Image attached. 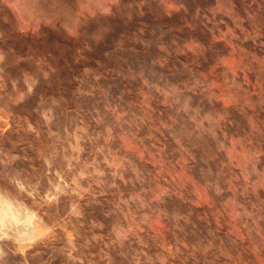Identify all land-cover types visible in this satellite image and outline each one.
<instances>
[{
    "label": "rangeland",
    "instance_id": "rangeland-1",
    "mask_svg": "<svg viewBox=\"0 0 264 264\" xmlns=\"http://www.w3.org/2000/svg\"><path fill=\"white\" fill-rule=\"evenodd\" d=\"M0 264H264V0H0Z\"/></svg>",
    "mask_w": 264,
    "mask_h": 264
}]
</instances>
